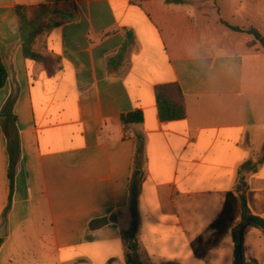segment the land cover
Instances as JSON below:
<instances>
[{
	"label": "crops",
	"instance_id": "0c3cea01",
	"mask_svg": "<svg viewBox=\"0 0 264 264\" xmlns=\"http://www.w3.org/2000/svg\"><path fill=\"white\" fill-rule=\"evenodd\" d=\"M45 1L0 0V112L13 99L19 143L11 167L0 117V264H126L128 251L153 264H232L229 232L203 258L192 242L227 192L264 219V46L250 38L235 50L250 34L222 23L254 27L244 0H76L77 17L36 41L52 72L23 56L15 13ZM169 83L186 116L162 121L154 87ZM132 111L142 122L123 125ZM243 250L264 264L260 229H245Z\"/></svg>",
	"mask_w": 264,
	"mask_h": 264
},
{
	"label": "trees",
	"instance_id": "16d2710c",
	"mask_svg": "<svg viewBox=\"0 0 264 264\" xmlns=\"http://www.w3.org/2000/svg\"><path fill=\"white\" fill-rule=\"evenodd\" d=\"M76 0H46L34 6L17 5L15 7L18 29L21 39L22 53L26 59L35 61L42 65L48 72L53 60L44 56L35 49L37 38L44 32L72 21L77 17L75 5ZM222 23L233 31L247 32L253 36L254 42L264 46V37L254 27L242 29ZM6 81V70L0 60V87ZM155 102L159 117L162 121L182 119L186 116V107L183 93L177 83L158 84L154 87ZM13 99H9L0 112L3 118V129L7 137L8 151L11 157V167L17 159L16 153L19 148L17 132L15 129V117L12 113ZM143 115L140 111L124 113L120 116L123 125L137 124L142 122ZM263 158L261 159V161ZM260 161V162H261ZM9 178L12 180L10 169ZM139 184L131 189V229L127 236L133 239L131 247L135 248V233L137 231L136 196ZM248 226L261 230L264 234V219L251 213L247 206L246 198L238 190L227 192L224 197L222 209L218 216L209 224V233L199 236L192 242L194 254L197 258H203L205 254L219 244L228 232L233 242L232 264H257L256 260H247L243 250L244 231ZM125 236V234H124ZM126 264H153L148 261L139 260L134 253L125 254ZM161 264H178L173 262Z\"/></svg>",
	"mask_w": 264,
	"mask_h": 264
},
{
	"label": "rangeland",
	"instance_id": "374dc122",
	"mask_svg": "<svg viewBox=\"0 0 264 264\" xmlns=\"http://www.w3.org/2000/svg\"><path fill=\"white\" fill-rule=\"evenodd\" d=\"M223 8L224 9H229L230 7L224 6ZM241 11L242 12L246 11L247 15L252 16V21L254 22L253 24H255L254 27L257 28L258 31H260L261 33L263 32V34H264V31H262L263 28H264V0L257 1L255 4L253 3V0H244L242 2V5H241ZM246 20H247V18L244 19L241 16L238 19H235L234 22H236L238 24H241V25H246L247 24ZM256 26H259V27H256ZM213 34H214V37L218 36V38L221 35L220 33H217V32L213 33ZM222 38H224V37H222ZM250 38H253V36L252 35L250 36V35H247V34L246 35H242V36H238L236 38L237 39L236 41L241 42V45H239V47L237 45H235V47H234L235 50H240V49L244 50L245 48L243 47V45L245 44L247 39H250ZM249 57H251L250 54L246 55L247 60L250 59ZM259 80H261V83H260L258 88L259 89H264V64L262 65L261 70L258 73V81Z\"/></svg>",
	"mask_w": 264,
	"mask_h": 264
}]
</instances>
